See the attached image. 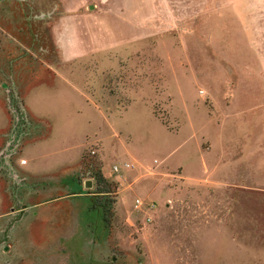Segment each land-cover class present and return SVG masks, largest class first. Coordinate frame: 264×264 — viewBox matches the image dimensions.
Returning <instances> with one entry per match:
<instances>
[{
  "label": "rangeland",
  "instance_id": "rangeland-1",
  "mask_svg": "<svg viewBox=\"0 0 264 264\" xmlns=\"http://www.w3.org/2000/svg\"><path fill=\"white\" fill-rule=\"evenodd\" d=\"M22 2L0 0V264H264V89L246 81L234 15L59 0L91 48L60 67L51 38L50 52L35 31L17 41L34 19ZM10 93L31 120L16 141Z\"/></svg>",
  "mask_w": 264,
  "mask_h": 264
},
{
  "label": "crops",
  "instance_id": "crops-1",
  "mask_svg": "<svg viewBox=\"0 0 264 264\" xmlns=\"http://www.w3.org/2000/svg\"><path fill=\"white\" fill-rule=\"evenodd\" d=\"M25 1H27V3L24 4L22 2L20 6H23L24 8L29 6L34 19L30 17L28 18L30 20V23H28L30 28V30H28V35L24 34L22 37L16 36L17 41H19L21 45H28L29 43L26 42L30 41L31 32L35 31L38 32L36 39L39 47L38 51L50 52L52 51V45H50L51 42L49 43V38H51L54 46H56V49H58V52H61V60L58 61L56 59L54 61L55 66L59 65L60 67H68L69 64H72V62L69 60L74 59L76 56H80V54L91 51V48L87 45V41L81 40L77 33L78 23L75 21L81 18L82 15H59V0ZM3 4L0 3V19H3V16L1 15H10L7 6ZM212 4V15H221L220 13L222 11L223 13L226 11L227 15H234L235 35H238L239 37L241 36L243 41L242 58L244 63L241 65L244 69L251 70L250 76H245V78H247L246 81L248 83H262L261 89H264V0H212ZM16 9L21 12L18 7ZM13 14V16L11 15V17H9L11 21H15L16 19L28 20L20 13L15 15V11ZM60 20L62 23H60ZM6 26L7 25L0 24V29L3 33H6L7 31ZM14 26L20 30V25L14 24ZM3 29L5 31H3ZM44 38L47 40L46 45L44 43ZM0 45L3 47V45L5 46L8 44L3 43L2 41ZM53 68L55 67L53 66ZM54 74L66 77L68 75V73L64 72V70H54ZM17 85L20 89V92H23L24 88L21 86V82L20 85L19 82H17ZM27 88L28 86L26 89ZM26 89L24 90V94ZM81 89L79 88V91L84 94L86 92L85 87L81 86ZM32 90L34 89H31L30 92ZM82 94L81 96H84ZM87 134L88 133L84 135V142L85 136ZM84 142H82V144H84ZM62 147H65V145L60 146V148ZM80 150L78 157H80ZM29 159L32 161V164H30L28 167V169L31 171L34 169L36 163L35 159H37L35 151L31 156L28 158L26 157L24 162L20 163L27 164L30 161ZM79 159L80 158H78V164ZM87 178L88 177L86 176L79 177L78 175H75L74 180L77 184L82 186V183H84Z\"/></svg>",
  "mask_w": 264,
  "mask_h": 264
},
{
  "label": "trees",
  "instance_id": "trees-1",
  "mask_svg": "<svg viewBox=\"0 0 264 264\" xmlns=\"http://www.w3.org/2000/svg\"><path fill=\"white\" fill-rule=\"evenodd\" d=\"M10 98L12 100V107H13V112H14V121H13V132L16 133L15 135V141L21 137V135L24 133V129L22 126L28 122L30 124L31 120L28 118L27 114L25 115L21 109H19L18 105L16 104L15 97H13V94L10 93ZM13 147L12 143L9 145L11 148ZM4 153V152H3ZM4 155V154H3ZM98 187L101 190H108L105 187H102V176L99 177L98 179Z\"/></svg>",
  "mask_w": 264,
  "mask_h": 264
},
{
  "label": "built area",
  "instance_id": "built-area-1",
  "mask_svg": "<svg viewBox=\"0 0 264 264\" xmlns=\"http://www.w3.org/2000/svg\"><path fill=\"white\" fill-rule=\"evenodd\" d=\"M24 161H25V158H21L20 159V162H24ZM128 165H129V163H128ZM114 168H115V170H119L118 165H115ZM135 204H136L137 207H142L144 204H146V206L148 207L149 210L156 207V202L155 201H147V202H145L143 199H141L139 197L136 199Z\"/></svg>",
  "mask_w": 264,
  "mask_h": 264
},
{
  "label": "water",
  "instance_id": "water-1",
  "mask_svg": "<svg viewBox=\"0 0 264 264\" xmlns=\"http://www.w3.org/2000/svg\"><path fill=\"white\" fill-rule=\"evenodd\" d=\"M84 183H85L86 186H91L92 183H93V180L90 179V178H87V179L84 181Z\"/></svg>",
  "mask_w": 264,
  "mask_h": 264
}]
</instances>
